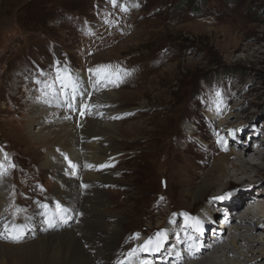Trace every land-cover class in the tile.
I'll return each instance as SVG.
<instances>
[{
    "label": "rangeland",
    "instance_id": "374dc122",
    "mask_svg": "<svg viewBox=\"0 0 264 264\" xmlns=\"http://www.w3.org/2000/svg\"><path fill=\"white\" fill-rule=\"evenodd\" d=\"M97 69L104 72L98 76ZM58 74L62 79L83 76L86 88L76 99L91 100L93 113L102 106L113 110L120 124L121 136L112 138L117 158L106 162L104 170H115L114 177L122 180L103 186L108 222L114 213L121 217L112 264H138L123 257L146 236L157 238L160 228L173 248L175 232L189 238L179 228L180 210L207 217L202 219L224 235L227 230L206 207L207 200L219 202L232 194L231 201H224L230 206L236 195L255 189L253 203L264 209V0H0V181L11 223L5 234L0 231L2 243H23L27 221L39 212L46 219L55 210L47 199L54 175L41 168L48 147L67 170L82 169L78 159L66 157L61 140L45 146L25 135L31 108L52 99L61 107H48L47 117L32 124V131L63 119L62 110L79 127L81 115L64 105L73 93L70 87L61 89ZM96 78L102 92L92 86ZM106 91L117 94L106 103L94 102ZM214 109L224 114L214 117ZM101 112L99 117L106 118ZM241 147L251 153L250 173L224 178L203 200L184 195L217 156L234 159L244 154ZM169 210H179L178 215L168 218ZM237 212L229 215L233 225L241 220ZM261 217L255 221L256 234L247 236L249 243L238 246L244 256L233 253L221 260L264 264ZM86 238L83 249L91 246Z\"/></svg>",
    "mask_w": 264,
    "mask_h": 264
},
{
    "label": "bare ground",
    "instance_id": "6f19581e",
    "mask_svg": "<svg viewBox=\"0 0 264 264\" xmlns=\"http://www.w3.org/2000/svg\"><path fill=\"white\" fill-rule=\"evenodd\" d=\"M77 78L78 79L72 78L76 80V86L75 88L69 86L73 94L70 98L64 97L66 99L64 105L74 107L77 110L76 112H78L76 114L81 115L79 127L72 122L73 119L70 120L64 117L65 111L62 110L61 115L63 119H54L47 125L38 127L39 129L37 131H32V124H37L38 126L40 120L47 117L48 107H61L57 99H52L53 102L50 100L44 103L37 101L38 103L34 102L35 106L31 108L33 109L31 112L33 116H31V121L27 122L25 125V135L28 140L42 143L45 146H53L54 143H60L61 140L64 149L68 153L66 157H70L74 160L78 159L82 169H80V173L77 168L72 169V173L69 169L67 170L65 168V164L58 159L59 156L55 154V151L51 147L46 149L45 156L43 155L41 160V168L51 171L54 175L52 194L51 196H47V199L54 202L55 210L50 212L51 216L46 215V219H44L45 212H39L34 219L27 221V225L24 228L25 240L23 243L19 245H10L0 242V264H112L111 257L116 249L117 243H119L121 239L119 238L117 241L121 226V217L114 213L110 216V218L113 219L111 220L112 222H108L106 210L104 208L107 202V195L103 186L104 182L107 181L115 182L116 180H122H118L114 177V175L117 174L115 170H104L106 162H111V160L117 158L116 139L112 140V138L121 136V132L117 128L120 124L117 123L116 120L114 121L116 115L113 110H109L102 106L98 111L93 113L95 109L91 110V107L95 106L90 102L91 100L84 104L86 101L82 103L79 99H76L77 92L83 93V88H86L85 83L82 84L83 76H77ZM96 79L97 82H94L92 86L95 90L99 91L101 90L99 85L102 83L100 78ZM101 94L98 95L100 98L96 99V101L94 100V102L99 100L106 103L107 97L112 98L117 93L106 91ZM221 109L219 111H215L214 109L211 114H213L214 117L215 115L219 117L224 114L221 112ZM101 111H105L106 118L99 117L102 113ZM102 119H106L107 121L101 123ZM224 121H226V119L219 122L222 123ZM130 129H132V127ZM75 134H79L78 137H76ZM254 144H257L259 148L261 146L258 141H255ZM241 148L244 149L243 147ZM244 150V154H236L234 159H231L228 155L217 156L205 175L201 178L199 184L186 188L184 190V195L193 202L203 200L210 191L223 185L224 178L250 173L252 171V166L249 165V159L247 157L251 153H247L246 149ZM261 159L264 161V156H261ZM230 161L231 166H226L227 162ZM230 170H232L233 173L230 174ZM4 191L5 189L0 181V231H2L3 234L11 227L9 218L5 215L6 211L3 210V206L5 205ZM254 191L255 189L248 190L244 194H241L243 195L242 198L241 195H236L235 199L229 203L230 206L228 204L225 206L224 201H231L232 194L219 202H212V200L206 201V207H209L216 214V210L222 209L226 212V215H221L222 221L228 219V216L231 215L236 208L238 210L236 214L240 212L241 217L238 224L236 223L233 225L234 222L229 226H222L224 228L223 230H227L225 232L226 235L218 234L217 239L212 240L213 243H208L210 247L206 249L207 251H203L202 248H199L195 253L191 254L190 252L194 249L191 243L197 244L198 242L199 246L202 247V243L205 241L204 229L208 225L211 226L212 223L208 224V222L203 220H208L207 217L199 216L198 213H196V215L195 213L188 214L189 217L194 219L186 223L185 216L183 215L185 213H183V210H178L180 213L178 216L180 231H187L190 234L191 240L189 242L186 241L187 237L185 239L183 237H180V239L176 238L178 233L173 232V240H176L175 248L166 244L165 240H167V238L165 239L162 235V237H159L160 246L158 249L155 247V241L158 239L157 237L153 240L154 243L149 245L150 250L143 251L142 249L145 246V242L149 238V236H146L147 239L140 241L136 250L133 249L131 253H128L123 258L126 259L130 257V263L134 262L138 264L141 262L143 264H176V261H178L179 264H208L209 261L213 260L214 254L218 253L219 260L213 261L214 264H239L235 259L228 260L225 258L221 260L223 258L220 259V257H228L229 254L233 253L236 258L240 256L242 252L239 249L240 247H238L239 244L242 243L245 246L247 242L249 243L247 236L253 235L256 232L255 229H259L255 221L263 219L261 216L264 215V209L257 203V205L253 203L252 194ZM83 194L85 195L84 198H82ZM251 197V202H246L247 206L243 205L240 207V204L242 205L246 199H250ZM234 200H236V203ZM8 203L10 204L9 196ZM213 203H215V205H213ZM60 210H63L64 214H62ZM178 211H176V213ZM168 212V218L171 217V213L174 216L178 215L171 210ZM197 215L199 217H197ZM195 220L200 222L198 228L195 225ZM74 221H77L78 224L75 223L76 225H73ZM222 221L219 223H222ZM165 225L164 221V225L160 227H164ZM160 230V233H162L163 228H160ZM229 230H231V232ZM192 231L196 234L194 237ZM86 235L88 237L86 239L90 240L91 243V246L88 247L89 249L82 248L83 245L81 242ZM207 236L209 237L208 234ZM210 237L212 238V236ZM182 245L187 246L185 249L181 250V247L178 246ZM212 245L216 246V248L214 249ZM168 251L170 253H168ZM173 252H175V255H172ZM204 253H208L207 259L201 258Z\"/></svg>",
    "mask_w": 264,
    "mask_h": 264
},
{
    "label": "snow or ice",
    "instance_id": "6c2138e0",
    "mask_svg": "<svg viewBox=\"0 0 264 264\" xmlns=\"http://www.w3.org/2000/svg\"><path fill=\"white\" fill-rule=\"evenodd\" d=\"M102 72H104V69H97L96 70V74L99 76ZM57 79L60 80V86H61V89H66L67 87L71 86L73 88H75L76 86V83L75 81L72 79L71 75H67L65 76L63 79L59 76H57ZM51 87H55V84L51 85ZM0 167H2V165H0ZM185 216V220H186V223L187 221L189 220H193L194 218L192 217H189L187 213L183 214ZM199 221L198 220H195V225L197 226L198 228V225H199ZM163 233H158L157 234V237L158 239L155 241V247L158 249L159 246H160V240H159V237H162ZM154 242L152 239L148 240L145 242V246L143 247V251H149L150 248H149V245H152Z\"/></svg>",
    "mask_w": 264,
    "mask_h": 264
}]
</instances>
